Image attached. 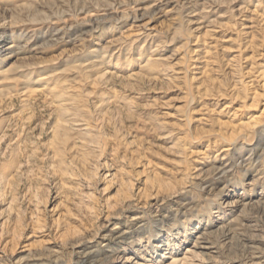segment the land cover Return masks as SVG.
Listing matches in <instances>:
<instances>
[{
    "label": "rangeland",
    "instance_id": "1",
    "mask_svg": "<svg viewBox=\"0 0 264 264\" xmlns=\"http://www.w3.org/2000/svg\"><path fill=\"white\" fill-rule=\"evenodd\" d=\"M86 253L264 264V0H0V264Z\"/></svg>",
    "mask_w": 264,
    "mask_h": 264
},
{
    "label": "bare ground",
    "instance_id": "2",
    "mask_svg": "<svg viewBox=\"0 0 264 264\" xmlns=\"http://www.w3.org/2000/svg\"><path fill=\"white\" fill-rule=\"evenodd\" d=\"M14 48L15 47L12 46V45L6 47V49H5V57L6 58L10 59V58L16 57V52H15V50H13ZM217 172H219V173L217 174ZM217 172H216L217 175H219V174L223 175V173H224L223 171H220V170H218ZM234 205H237V204H234V203H229L228 204L227 203L226 204L227 210L230 211V212H233L234 209H235ZM196 239L197 240H196L195 244L193 245V248H196L197 250H201L202 252H211L213 250V248L211 247L210 243L207 241L205 234H201L200 236H197ZM162 245L163 244H160V243L156 244L154 246L155 251H159V252L162 251L163 250ZM164 245L169 247V243L165 244V242H164ZM173 246L176 247V249H174ZM173 246L172 247L170 246V248H168V249H171L174 252V250H177L179 248L176 243H174ZM155 253H157V252H155ZM192 253L193 252H191L190 250L186 251V254H192ZM92 254L93 253H86V255H85L86 258H87V262L90 263V264H92V263H95V264H106L107 261L110 258L113 257L112 254H109V256H106V257H102L100 255H97L95 257H90ZM121 258H120L121 262L118 263V264H123V262L125 264V262H129L127 258H125V257L122 258V259ZM144 261L145 262H150L151 259H144ZM36 264H59V262L56 261V262H50V263L48 262V263H36ZM140 264H145V263H140Z\"/></svg>",
    "mask_w": 264,
    "mask_h": 264
}]
</instances>
